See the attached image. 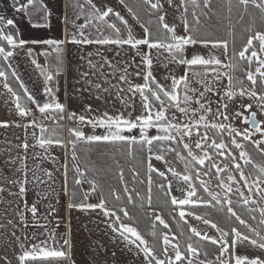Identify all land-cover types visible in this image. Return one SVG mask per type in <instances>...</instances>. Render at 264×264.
<instances>
[{"label":"snow or ice","instance_id":"1","mask_svg":"<svg viewBox=\"0 0 264 264\" xmlns=\"http://www.w3.org/2000/svg\"><path fill=\"white\" fill-rule=\"evenodd\" d=\"M166 2L169 7L174 6V0H166ZM119 3L124 5L133 19L139 22L140 17L133 7L128 6L125 0H119ZM85 5L89 9L87 14H85ZM12 6L17 13H23L29 18L36 13L44 12V19L47 20V6L39 3V0H26V3L13 0ZM175 6L182 10L183 34H178L176 26L166 22V14H161L164 10L162 0H142L143 10L149 15L156 16L155 33L141 23L144 32L142 38L133 35L128 20L120 12L106 5L98 7L93 0H84V3L75 5L79 9L76 19L84 15L85 23L77 25L72 21L73 28L78 31L72 32L66 40L20 39L19 33L15 31L14 20L0 16V60L9 62L8 67H11L10 60L18 49H23L28 43L46 45L51 51L45 50L39 55L47 59L55 53V75L59 76L63 64L61 46L65 43L120 48L129 46L134 51L132 63H135V57H140V62L135 63L132 72L129 71L132 64L121 69L100 52L96 55L100 57L102 63L88 60L92 76L97 73L106 76L105 65L113 76L119 75L118 83L106 79L105 83L109 86L103 87L101 83H93L86 79L90 73L83 72L81 76L84 82L91 89L97 90L95 99H100L101 92L104 94L115 92L116 99L123 107L114 115L107 111L95 115L96 109L90 104L85 105L83 113L79 115L76 112L69 113L67 119L74 122L69 128L71 139L68 143L71 146V159L74 162L80 160L76 151L80 143L89 146L86 151H89L92 145H111L117 152L121 149L125 150L124 154L133 160L137 158V154H140L143 157L141 163L146 164L147 171V204L149 206L152 204V174L155 173L161 178L159 189L164 191L170 205L175 206L173 211L179 209L178 218L179 221H183L184 227L179 233H172L169 224L160 215L154 214L155 221L168 231L161 232L156 223H152L149 235L153 238V242L150 243L145 238L138 227L134 226V218L127 207L139 197V192L135 189L129 192L125 183L124 169L118 160L114 161L118 169V180L124 184L123 192L127 193L126 203L123 206H119L121 195L115 190H110V195L117 202V206L113 208L107 206V199L103 194L96 204L82 202L78 205L69 204V207L100 209L108 218V227L125 247L137 254L142 253V264H264V119H257L258 115L264 117V0H226L227 16L225 17H218L213 13V0H180ZM30 8L33 11H29ZM234 12L237 17L236 23L242 24L244 29L243 41L238 47L232 19ZM113 17L122 27L113 22ZM223 21L227 22L226 31L232 37L231 45L226 38L203 34V28L212 27L213 24ZM148 23L151 24L152 21ZM89 28L95 30L97 34L95 38L91 37V33L85 34L84 30ZM122 28L126 36L122 35ZM105 30H109L111 35H104ZM197 46H203L209 49V52L200 54L195 50ZM190 49L192 51L189 55ZM216 50H221L220 55L216 54ZM33 53V49L27 50V55L33 57L31 63L44 77L43 91L49 98L46 102L41 103L30 94L18 74L13 71L11 75L20 81L19 87L23 90L25 102L21 103L22 97L8 83L6 72L0 71V77L4 78L3 88L14 97L18 115L21 118L33 117L26 127L39 128V136L33 132V139L41 149L47 151V148L53 144L64 146V141L58 135L57 128L47 127L44 121H51L62 130L61 122L65 119L66 107L56 98V87L49 86V82L54 80L53 72L38 63ZM92 55L89 53V56ZM153 55L157 58L163 57V67L168 70L164 79L170 83L163 84L154 76ZM221 55L226 58V63L220 58ZM173 64L183 66L185 72L176 76L168 67ZM237 73L243 78L241 79ZM130 77L140 78L143 83H134ZM225 78L227 79L225 91L217 102L215 115L212 116V101L207 99L206 94L220 95L214 86ZM245 98L251 102L245 103ZM229 101L239 102L240 105L238 110L230 114L232 120H240L242 125L249 127L238 128L230 121ZM29 104L34 108L29 107ZM193 104L197 107L193 108ZM34 111L40 114L41 120L35 118ZM245 112L248 115H245ZM181 116L184 117V122L181 121ZM209 116H212L211 120ZM78 125L92 129L100 128L104 131L100 134L87 135ZM8 126L7 122H0V127ZM193 137H195L194 147L198 153L193 151L191 142ZM19 147L26 151L30 145L25 141ZM169 156L171 160L168 159ZM257 156L259 159L256 158ZM153 158L162 161L166 171L154 167L151 162ZM173 161L180 162L183 170L178 171ZM88 171H98V169L95 166L90 169L87 163L84 164L83 169L79 164L75 165V172L79 177L86 179L85 173ZM130 171L133 179L138 180L140 173L135 168ZM167 173L171 174V178ZM45 174L51 176V173ZM203 176L209 177V180L202 179ZM195 180H199L198 185L194 183ZM213 180L223 190L222 192L211 190ZM26 182V179L13 181L20 184L21 196L26 191L24 186ZM86 182L90 185V191L95 193L99 187L97 180L93 178ZM138 182L145 181L138 180ZM173 182H176L175 189L181 193L182 198L171 195ZM75 183L79 185L82 180L76 179ZM198 190H202L207 196L198 195ZM2 191L3 188H0V192ZM88 195L89 193L84 194L85 200ZM140 199L144 200L145 197ZM143 206L141 203L140 207ZM186 206L191 208L186 211ZM200 206L224 213L225 219L233 223L225 230L209 218L207 212L198 214L196 209ZM24 208L30 211L33 220H36L37 205L33 204L29 208L25 204ZM238 208L246 211L247 219L242 218ZM187 217L201 221L209 229L215 230L218 235L209 234L208 231H201L192 226ZM252 221L256 223L253 224ZM8 222L11 223L10 220ZM27 223L25 212L18 209V225L26 228ZM35 226L45 230L40 233L45 238L36 243L35 240L39 239L37 235L29 238L28 243L25 244L20 237H16L15 242L19 247L17 264H65V262L74 264L69 239L62 238L61 245L55 233L47 231V223L37 222ZM12 236H15V232L9 234V238ZM209 245L212 246L211 249ZM248 246L258 249L260 255L248 256L240 250ZM213 253H215L214 259H209L208 257ZM5 260L6 264H11L7 258Z\"/></svg>","mask_w":264,"mask_h":264},{"label":"crops","instance_id":"2","mask_svg":"<svg viewBox=\"0 0 264 264\" xmlns=\"http://www.w3.org/2000/svg\"><path fill=\"white\" fill-rule=\"evenodd\" d=\"M19 2L26 3V0H19ZM39 3L47 6V20L44 19V12L36 13L31 18L25 16L23 13H17L12 6L13 0H0V16H4L7 19H13L15 23V31L19 33V38L28 41L45 39L66 40L72 32L78 31V29L73 28L71 23L72 21H75L77 25L83 24L81 20L84 18V16H80L79 19H76L77 15H79V9H77L75 5L77 3H84V0H39ZM29 11H33V9L30 8ZM33 24H46L47 26L33 27ZM84 31L86 35L91 33L92 38H95L97 35L93 34L90 29H85ZM61 47L63 49V72H61L59 76L55 75V53H53L52 56L48 57L47 59L39 55V53L42 51H51L49 46L46 45H34L32 43H28L23 47V49H18L14 57L10 60L11 67H8L9 62L0 60V71H5L7 75H11V73L15 71L18 74L20 81H22L29 90V93L35 96L38 101L43 103L49 99L43 91L45 87L44 77L31 63V59L33 57L27 55V50L30 48L33 49V55L37 59L38 63L48 67L49 70L53 72L54 80L49 82V86L56 87V98L66 107L65 119L61 122L63 131L62 136L61 132L59 131L60 127L53 124L51 121H47V123H45V125L49 128H57L58 135L63 138L64 146L53 144L51 147L47 148V151H45L44 149H41L33 139V132L39 136V128L26 127L28 121L33 117L29 116L28 118H21L18 115L15 109L14 97H12L11 94L3 88L4 78L0 77V122H7L9 125L8 127H0V188H3V191L0 192V203L3 202L5 204L4 213L6 214L7 218L12 215L11 208H7V206L18 202L22 204V211L25 212L28 220L27 227H24L23 230V233L26 235L27 239L33 238L37 235H39L40 238V233H42L43 229L38 228L35 225L37 222L39 224H43L42 221L46 217L45 214H49L47 212L48 209L46 204L60 201L58 194L60 193L61 189L64 191L65 203L68 202V199H71L72 187H74L76 190L75 196H78L83 203H87L89 198L88 197L87 200L84 198V194L86 193L84 183L82 182L80 184L82 192H79L77 190L76 184H72L71 179L72 176H76L77 173L70 164L69 158L71 150L70 145L68 144V140H70V133L67 130L68 128L65 126L70 123V121L67 119L68 114L74 112L75 109H83L84 106L81 103L82 99L77 96L80 94V91H77L75 95L79 101L76 102L72 98L74 93L72 91L69 72L67 69L70 66V57L72 54L73 56L77 55V58L80 59V54L82 53L85 54V58L87 60L91 59L93 62L102 63L100 57L97 56L96 53L100 52L107 57L108 46L65 43ZM89 53H92L93 55L89 56ZM97 77L98 79L96 82L103 84L102 76L99 73H97ZM12 78L14 79L15 84L14 86L11 85L8 80L10 86L18 94L20 91L23 93V90L19 87L20 81H17L13 76ZM96 91L97 90L94 92L91 91L90 93L92 94L89 97L86 96L84 100L94 99L95 96H93V94L96 93ZM24 102L25 101L22 95L21 103ZM29 107L34 108V106L30 104ZM96 112L100 114V111L96 110ZM35 113L39 114L38 112L34 111L33 114ZM17 125L21 126L18 127ZM25 141L30 145L26 151L22 147H19V145ZM61 151H63L65 162L64 166L61 165ZM15 157L20 159L18 165L14 164ZM15 170L17 173H15ZM61 172H63V185L61 184L62 181L60 180ZM45 173H51V176H48ZM24 179L27 181L24 185L26 191L23 196H21L19 192L20 184L13 183V181ZM88 189L90 188L88 187ZM16 196H19V199H17ZM25 204H27L29 208L33 204L37 205L38 213L36 220H33L30 211L25 210ZM37 240H35V242ZM65 264H67V262H65Z\"/></svg>","mask_w":264,"mask_h":264},{"label":"rangeland","instance_id":"3","mask_svg":"<svg viewBox=\"0 0 264 264\" xmlns=\"http://www.w3.org/2000/svg\"><path fill=\"white\" fill-rule=\"evenodd\" d=\"M93 2L98 7L101 5H106L108 7L113 8L114 11L120 12V14L126 20H128V24L131 26L133 30V35L136 38H142L144 36L143 28L141 27V22L140 21L138 22L136 19H133L132 15L127 11V8L119 3V0H93ZM162 2L164 3V10L162 14H166L165 15L166 22L169 23L170 25H175L178 34H183V27L181 24L182 10L175 6L179 4L180 0H174L173 7H169L166 0H162ZM88 11L89 9L87 5H85V14H87ZM80 16L82 17L84 15H80ZM81 22L85 23V18H82ZM89 29L93 34H96L94 29L92 28ZM104 35H111V33L109 30H105ZM122 35L126 36V32L123 31V28H122ZM195 50L200 54H207L209 52V49H206L203 46H197ZM150 51H152L153 53L155 52V50H150ZM191 51L192 50L190 49L189 55L191 54ZM220 51L221 50H216V54L220 55ZM80 55H81L80 59L77 58V55L76 56H73V54L71 55L70 66L67 69V71L69 72V79H70L72 91L74 93L72 95L73 100H75L76 102L79 101L75 97V95L77 91L78 92L80 91V94L77 96L82 99L81 103L83 104V106L90 104L94 109L100 111V113L107 111L109 114L112 115L116 114V112L120 111L123 106L116 99L115 92H111L109 94H104L103 92H101L99 100L95 99V97L94 99L91 100L90 99L84 100L86 96L89 97L90 92L91 91L94 92L95 89H91L88 86V84L84 82L81 74L83 72H89L90 75L86 79L91 80L93 83H97L96 81L98 77L97 74L95 76H92L91 75L92 70H90L89 67L87 68L88 60L85 58V54L81 53ZM165 55L167 54L165 53ZM133 57H134V51L130 49L129 46H124L123 48L117 46H108L107 58L113 64L117 65L121 69L129 64H132V67L129 68V71L130 72L134 71L135 63L140 62V57L138 56L135 57V63H132ZM220 58L222 60H225V63L227 62L226 58L223 57L222 55L220 56ZM153 60H154L153 74L156 77V79L163 84L170 83V81H166L164 79V77L168 74V70L163 67V57L157 58L155 55H153ZM168 67L173 71V74H175L176 76H180L185 72V68L183 66L173 64V65H169ZM62 72H63V64H62ZM105 72L107 73V75L102 76L103 87L109 86L107 83H105L106 79L111 80L113 83L119 82V75L117 74L116 76H113L111 74V70L108 69L107 66H105ZM242 78L243 77L241 76V79ZM130 79H133L134 83H139V84L143 83V80L140 78L130 77ZM226 84H227V79L225 78L218 85L214 86L218 89L220 95H214L212 93L206 94L207 99L212 101L211 103V107L213 109L212 116L215 115L217 102L220 100V96L223 95ZM195 86L199 87V85H195ZM93 96H95V93L93 94ZM248 102L251 101L245 98V103ZM192 107L196 108L197 105L193 104ZM239 108H240L239 102L231 103L229 101L228 114L230 117V121L233 124H235L238 128L249 127V125H242L240 120H232L230 114L232 112H235ZM253 110L256 109L253 108ZM83 111L84 108L83 109L78 108L75 109L74 112H76L79 115L83 113ZM94 114L99 115L98 112H95ZM85 115L88 114L85 113ZM177 115H179V113H177ZM245 115H248V113L245 112ZM212 116H209L210 120L212 119ZM257 119L258 120L264 119V117L258 115ZM181 121L184 122V117L182 116H181ZM73 123L74 122L70 121V123H68L65 126L68 128L67 129L68 131ZM80 127L87 135H91L94 133L100 134L104 131L103 129L100 128L92 129L91 127L88 126H80ZM59 131L61 132V136H62L63 131L60 129ZM152 132L154 133L155 130L153 129ZM194 140L195 137H193V140L191 141L193 143V151L198 153V150H196L194 147ZM70 150H71V146H70ZM60 160H61V165L64 166L65 162L63 157V151H61ZM69 160H70V164L74 169L76 164H79V166L82 168L79 161L74 162L71 159V153ZM19 162L20 159L18 157H15L14 164L18 165ZM151 162L154 165V167L158 168L161 171H166V167L162 161H156L153 158ZM179 167H181V171H182L183 165L179 163ZM15 173H17L16 170ZM62 174L63 172H61L60 174L61 175L60 180L62 181L61 184L63 185ZM167 175L169 176V178H171L170 173H167ZM201 178L204 180H209V177L207 176H203ZM79 179H81L82 182L84 183L86 193H89L88 202L85 204L98 203L101 196L99 189L97 188V191L95 193H92L90 189H88V186L85 183V179L82 177H80ZM175 183L176 182H173V190L171 195L176 196L177 198H182L181 193L179 191H176L175 189ZM211 190L218 192L223 191L217 186L216 183L213 182L211 183ZM75 191H76L75 188L72 187L71 199L70 200L68 199V202L65 203L64 191L63 189H61L60 193L58 194V196L60 197L59 199L60 201L56 203L46 204V207L48 209L47 212L49 214H45L47 220L44 219L42 221L43 224L45 223L48 224L47 231L55 233V236L59 244L61 245L63 244L62 238H67L70 240L72 246L71 255L74 264H142V260H143L142 253L137 254L135 251H129L125 247L124 243L120 239H118L116 235L113 234L111 229L108 227L107 224L108 218L103 215V212L100 209L93 210V209H80L78 207H71V208L69 207V204L78 205L82 203L81 199L78 196L73 197V193H76ZM16 198L19 199V196H16ZM233 200L235 201L234 198ZM8 207L11 208V212H12L11 213L12 215L9 216V218H7L6 214L4 213L5 204L3 202L0 203V264H6L5 258H7V261H10L11 264H17L16 257H17V253L19 252V247L15 242V238L20 237V239L25 244L28 243V239L26 238V235L23 233L24 227L18 225V209L19 211H22V204L18 202L13 205L7 206V208ZM187 219L189 221V224L197 227L201 231H208L209 234L218 235V233H216L215 230L209 229L201 221H197L192 217H187ZM9 220L11 221V223L8 222ZM12 232H15V236L9 238V234ZM43 232H45L44 229L42 230V233ZM44 238L45 236L41 235L40 238L36 241V243H39V240ZM240 250L243 253L247 254L248 256L260 255L258 249H253L250 246L244 247Z\"/></svg>","mask_w":264,"mask_h":264},{"label":"trees","instance_id":"4","mask_svg":"<svg viewBox=\"0 0 264 264\" xmlns=\"http://www.w3.org/2000/svg\"><path fill=\"white\" fill-rule=\"evenodd\" d=\"M125 3L133 7L140 17V22L143 23L145 26H148L153 33H155L156 30V16L155 15H149L147 12L143 10L141 7L142 0H125ZM214 7L212 9L213 13L217 14L218 17H225L227 16V8H226V0H213ZM163 13V12H162ZM161 13V14H162ZM189 20L191 21V16L189 15ZM233 24L235 25V33H236V45L237 47L242 43L243 41V25L237 24L236 20L237 17L235 15V12L233 13ZM113 21L116 22L119 25L118 21H115V18L113 17ZM152 21L151 24L148 22ZM227 22L223 21L219 24H213L212 27H205L203 28V34L211 35L216 38H226L229 40L230 45L232 42V37L228 35L226 31ZM122 27V26H121ZM238 76H242L240 73H237ZM8 80L11 85L14 86V79L11 75H8ZM16 88V87H15ZM17 89V88H16ZM19 94L23 95V93L20 91ZM89 146L80 143L77 145V156L80 158L79 162L82 166V169L84 168V164L87 163L88 167L91 169L93 166H95L98 171H88L85 173V181L91 180L95 178L99 184V191L103 196L107 199V206L109 208H113L117 206V202L114 200V198L110 195V190H115L118 194L121 195V201L119 202V206H123L126 203V197L127 193L123 192L124 184L120 183L118 180L117 172L118 169L114 163V161L118 160L120 162V166L124 169L125 174V183L128 186L129 192H132L133 189H135L136 192H139V197H136L134 200V203L131 205H128V210L130 212V215L133 216L135 225L138 227V230L141 231V233L145 236L146 239L149 240L150 243L153 242V238L149 235L152 223H156L157 228L161 232L168 231L163 228V225H160L158 221H155L154 214L160 215L166 223L169 224L170 229L172 230V233H179L182 228L184 227L183 221H179L178 218V211H173V208L175 206L170 205L168 202V197H166L163 190L159 189L158 184L161 181V178L157 176L155 173H153V185H152V204L149 206L147 204L146 200V194H147V171H146V164L141 163V159L143 157L140 154H137L136 159H131L127 157L124 154L123 149L121 151L117 152L114 150L113 146L111 145H92L91 149L89 151H86ZM255 155V153H253ZM145 156L147 153L144 154ZM259 159V157H256ZM169 160H171V156L168 157ZM223 159V158H220ZM179 163L177 161H173L174 166L177 168V170L181 171V167H179ZM181 164V163H180ZM135 168L139 173L138 180L145 181L144 183H139L138 180H134L132 176V172L130 169ZM72 184L75 183L76 179H79L78 174L76 176H72ZM195 184H199V180L194 181ZM213 183H216L215 180L212 181ZM87 183V182H86ZM76 184V183H75ZM88 187L90 188V185L87 183ZM77 190L79 192H82L80 184L77 185ZM198 195H202L204 197L207 196L206 193H203L202 190H198ZM140 197H145L144 200H141ZM236 200V197H233ZM143 203V207H140V204ZM191 206H186L185 210L187 211ZM238 212L242 215V218L247 219V213L243 209H237ZM198 214H204L208 213L209 218H211L214 222L219 224L220 226L224 227L225 230L228 229V227L233 223L232 221H228L225 219L224 213L217 212L215 210H209L203 208V206H200L196 209ZM258 215V214H257ZM253 224H255V221H252ZM195 239V238H194ZM183 239L181 240V243L183 244ZM212 246L209 245V249H211ZM215 253L210 255L209 259H214Z\"/></svg>","mask_w":264,"mask_h":264},{"label":"built area","instance_id":"5","mask_svg":"<svg viewBox=\"0 0 264 264\" xmlns=\"http://www.w3.org/2000/svg\"><path fill=\"white\" fill-rule=\"evenodd\" d=\"M34 116H35V118L37 119V120H41L42 119V117L40 116V114H37V113H35V114H33ZM45 123H47V121H44V124Z\"/></svg>","mask_w":264,"mask_h":264}]
</instances>
